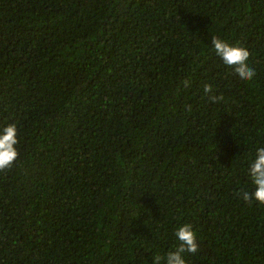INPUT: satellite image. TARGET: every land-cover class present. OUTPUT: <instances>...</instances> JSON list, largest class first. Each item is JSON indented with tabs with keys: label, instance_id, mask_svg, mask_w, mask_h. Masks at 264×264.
Wrapping results in <instances>:
<instances>
[{
	"label": "trees",
	"instance_id": "1",
	"mask_svg": "<svg viewBox=\"0 0 264 264\" xmlns=\"http://www.w3.org/2000/svg\"><path fill=\"white\" fill-rule=\"evenodd\" d=\"M213 37L249 51L251 81ZM13 123L0 264H165L184 224L186 264H264V205L240 197L264 148V0H0Z\"/></svg>",
	"mask_w": 264,
	"mask_h": 264
},
{
	"label": "clouds",
	"instance_id": "2",
	"mask_svg": "<svg viewBox=\"0 0 264 264\" xmlns=\"http://www.w3.org/2000/svg\"><path fill=\"white\" fill-rule=\"evenodd\" d=\"M211 43L215 53L221 57L226 66L233 68L240 80L248 82L254 78L256 73L247 63L250 53L245 47L233 46L217 37H213ZM183 83L185 86L188 85V81ZM204 92L209 94L213 92V89L210 85H205ZM222 99V96H210L213 103ZM17 144V126L13 123L3 127L0 130V172L10 169L14 165L18 158ZM249 175L254 190L251 192L242 191L240 197L245 202L255 200L264 205V148L258 149L254 161L250 164ZM175 235L179 241L178 246L167 253L165 264H186L184 255L186 253L195 254L199 249L196 233L190 224H184L177 229ZM153 264H161V257H154Z\"/></svg>",
	"mask_w": 264,
	"mask_h": 264
}]
</instances>
